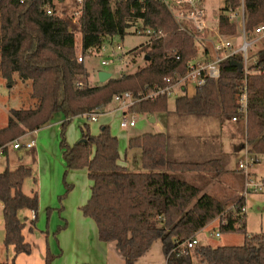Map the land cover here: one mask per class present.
<instances>
[{
    "label": "trees",
    "instance_id": "1",
    "mask_svg": "<svg viewBox=\"0 0 264 264\" xmlns=\"http://www.w3.org/2000/svg\"><path fill=\"white\" fill-rule=\"evenodd\" d=\"M225 3L218 17L222 35L237 33V21H232L229 13L242 7L247 32L264 25V0ZM48 9L52 14L47 13ZM77 21L83 61L86 54L102 49L106 39L123 38L137 24V29H162L168 34L132 50L134 55L146 54L144 67L93 85L84 62L78 60L75 31L54 0H0V75L9 84L17 82L16 75L27 82L35 100L29 108L10 109L7 124L0 128V148L7 152L10 141L48 124L60 113L64 116L60 146L65 174L88 169L91 193L81 209L96 223L99 239L116 244L125 264H134L157 240L162 242L167 264H193V256L206 264H264V235L250 234L246 214L240 213L245 197L239 196L234 208L228 209L225 202L183 177L184 172L218 175L225 169L220 158L177 156L170 132L144 133L128 142L130 148L141 150L144 171L130 172L119 162V140L109 125H102L99 133L92 134L89 125L84 124L81 132L86 141L68 143L65 129L73 118L85 112L101 113L115 95L126 91L145 96L165 87L172 81L164 78L185 75L188 62L197 53L192 38L178 30L168 7L160 0H84ZM254 56L257 61L249 67L248 75L234 64L241 58L232 56L222 61L219 78L207 79L192 95L177 96L174 109H169V97L159 94L134 103L127 113L236 118L244 134L239 148L248 147L256 157H264V49ZM243 93L247 95L245 107L241 103ZM31 176L32 169L24 164L0 172L4 244L13 246L15 256L32 252L23 233L26 218L19 216L22 210L32 211L29 229L36 227L38 192L23 191L25 179ZM216 219L220 233H241L244 243L199 245L184 255L176 254L174 249L180 243L195 237ZM54 258L47 244L45 264H52ZM14 259L0 264H15Z\"/></svg>",
    "mask_w": 264,
    "mask_h": 264
},
{
    "label": "rangeland",
    "instance_id": "2",
    "mask_svg": "<svg viewBox=\"0 0 264 264\" xmlns=\"http://www.w3.org/2000/svg\"><path fill=\"white\" fill-rule=\"evenodd\" d=\"M209 15L216 24L219 14L224 9L225 0H205ZM54 5L57 10L62 13V16L70 22L71 27L75 31L76 53L78 57L82 55V34L77 17L73 16V11L77 7V0H54ZM239 11V12H238ZM236 11L238 14L240 10ZM238 18H236L237 20ZM139 24L132 26L128 34L123 38L115 36L112 39H106L105 43L99 51H93L84 56V66L87 68L90 77V83L93 85L101 83L99 73L106 71L112 74V77H118L123 74H131L139 68L144 67L148 59L144 52L134 55L132 50L145 44L148 36L136 32ZM238 31L240 27L238 25ZM259 26H261L259 24ZM256 28V27H255ZM136 32V33H135ZM250 36V34H249ZM258 39L249 48V53L253 55L260 49H264V31L262 33H253L250 39ZM233 44L237 48L241 39L238 37L233 40ZM120 46L118 49L117 46ZM105 61L107 64H103ZM18 79L14 84H9L0 75V128L7 124L11 108H29L35 101L31 97V86L27 82H21ZM195 91V84L187 82V91L178 90V95H192ZM176 96L170 97L168 106L169 109H174ZM116 101H112L106 108L107 112L100 117L99 122H91L86 116H78L67 124L65 129V138L70 144L78 142L81 136L80 127L88 123L93 134L99 130V124L102 121H107L110 129L119 139V162L130 172H142V152L140 149H132L128 146L129 138L135 137L144 133H160L170 132L172 134L174 148L177 156L194 157L198 153L201 158H220L225 168H235L238 170V162L244 157V152L238 145L244 140L243 130L240 131L241 122L233 120H224L223 118H202L197 119L194 116L180 118L175 115H168L166 112H158L153 115L148 113H126V117L130 119L135 117V126L122 129L120 127L121 111L113 112L118 107ZM111 112V113H110ZM154 119V120H152ZM64 121V120H63ZM61 122L58 123V131L51 134L49 128H44L40 132V138H37L43 147L38 151L29 150L23 144L29 139H22L24 135L10 141L7 144L9 149L7 152L0 154V172L6 168L15 169L19 165L24 164L32 169V176L27 177L23 183V191L26 194H32V190H36L40 197V205L38 210V219L36 220L37 229L29 233L28 229L24 232L27 240L32 244L33 257L29 260L30 263L36 262L40 264V251H44L48 244L50 252L54 255L53 264H77L75 262L78 255L87 256L85 251L90 245V237L87 231V223L94 222L86 216L80 204L89 196V179L83 171L72 170L64 177V158L60 152L61 140ZM54 127V126H53ZM20 140L21 149H14L12 142ZM62 149V148H61ZM236 149V152H233ZM23 155L20 160L19 156ZM196 158V157H194ZM259 161L253 168L260 167V172L264 176V157L257 156ZM24 160V161H23ZM239 171V170H238ZM240 172V171H239ZM186 173V172H184ZM183 173V174H184ZM230 178L237 180L243 177L235 172L234 169L230 172ZM212 175V174H211ZM216 176V175H215ZM34 177L36 181H34ZM184 177V176H183ZM186 178V177H185ZM257 179V178H256ZM68 181L72 184L65 182ZM264 181V180H263ZM237 186V185H236ZM243 187V184H242ZM241 187V190L243 189ZM238 196V195H237ZM247 210V230L250 234L260 233L264 230V191H250L245 196ZM232 202V201H231ZM229 202V205L230 203ZM234 203V202H233ZM232 203V205H233ZM232 205L228 208L231 209ZM80 207V208H79ZM2 203L0 202V261H12L14 258L13 246L4 244V218L2 212ZM26 210L20 211L21 215ZM89 220V221H88ZM213 229V231H212ZM219 219L212 221L200 232L199 245H240L244 243V235L241 233H221L219 232ZM214 234H212V232ZM76 232L83 233L80 241L76 244L73 241V234ZM87 232V233H86ZM86 233V234H85ZM48 234V235H47ZM47 236V237H46ZM202 237L207 241L202 240ZM161 245V246H160ZM8 249V250H7ZM145 254V259L140 261V264H154L159 261V264H166L165 256L162 250V242L157 240ZM30 255V254H29ZM29 259L26 254H23L18 262ZM36 259V260H35ZM35 260V261H34ZM121 264H124L123 262ZM158 264V263H157ZM193 264H206L200 257L193 256Z\"/></svg>",
    "mask_w": 264,
    "mask_h": 264
},
{
    "label": "built area",
    "instance_id": "3",
    "mask_svg": "<svg viewBox=\"0 0 264 264\" xmlns=\"http://www.w3.org/2000/svg\"><path fill=\"white\" fill-rule=\"evenodd\" d=\"M169 9L174 21L177 24V28L180 32L185 33L192 38L194 48L196 49V55L190 59L187 64V73L185 75H179L178 77H165L164 80L169 82L165 87H160L157 90L151 92L148 95L134 96L130 91H126L122 94L115 95L113 101H116L122 109H128L134 103L140 101L143 98L153 97L156 95L166 94L169 98L178 95V90L183 92L187 91V82L195 84L196 87L203 86L206 80L209 78L217 79L220 76V65L222 61L229 57L237 56L242 59L243 71L246 75L250 73L249 67L252 63H256L257 59L253 58V55L249 53V48L258 41V39H250L253 33H262L264 31V25L257 26L252 31L247 32L245 27V13L244 8L240 9L241 13L237 12L229 13V18L232 21L238 20L240 31L234 35L225 36L219 32L218 21L215 24L209 15L206 7L205 0H160ZM77 7L73 11L74 17H79L84 0H77ZM239 12V11H238ZM47 13L52 14V10L48 9ZM236 18H238L236 20ZM136 28V32L139 34H145L148 36L147 42L151 39H160L165 37L168 33L164 30H154L148 28L146 30ZM250 34V36H249ZM241 39L240 45L236 48L233 44V40L237 38ZM120 49V46H117ZM176 59H180V55L176 56ZM79 61H83V56L78 57ZM103 64L107 62L103 61ZM247 95L242 94L241 103L242 107L246 105ZM99 112H85L83 116H86L90 121H94L98 118ZM236 120V118H233ZM135 117L132 116L128 119L123 116L120 120V126L122 128L135 126ZM15 149H20L22 144L20 140L12 142ZM36 144L35 140H29L23 145L27 148H32ZM4 148V147H3ZM3 148H0V154L3 152ZM244 157L238 162V170L244 175V184L241 191V196H246L250 191H264V181L256 179L253 168L259 161L255 155L249 152L248 147L242 149ZM231 208H234V204ZM241 215L245 213V206L241 207ZM34 218V217H33ZM221 233L216 232L219 236ZM198 244L195 237H191L188 240L180 243L174 250L178 256L186 254L188 251L193 250Z\"/></svg>",
    "mask_w": 264,
    "mask_h": 264
},
{
    "label": "crops",
    "instance_id": "4",
    "mask_svg": "<svg viewBox=\"0 0 264 264\" xmlns=\"http://www.w3.org/2000/svg\"><path fill=\"white\" fill-rule=\"evenodd\" d=\"M62 1V0H61ZM84 62V61H83ZM33 104L35 105V101H33ZM119 110L121 111V118L123 116H126L127 114V110L128 109H122L120 107V105H118V107L115 109V110H111L113 112H119ZM107 112H104L103 109H102V112L99 113L98 115V118L94 121H91V122H99V118L102 117L104 114H106ZM111 113V112H110ZM129 114V113H128ZM83 116V115H81ZM85 117V116H84ZM87 118V117H86ZM120 118V120H121ZM64 120V116L60 113L56 114L54 116V118L46 125L40 127L39 129L35 130V131H32V132H27L24 136H23V140L24 139H29V140H35L36 144L32 147V148H29V150H32V151H38L37 154H39V151L41 149L42 144L41 142L37 139V138H40V132L41 130H44V128H49L51 130V134H53V132H56L58 131V123H62ZM233 121H237V120H233ZM107 121H102L99 126V130L97 131V133L100 132L101 130V126L102 125H109V124H106ZM88 124V123H86ZM6 125V124H5ZM89 125V124H88ZM54 126V127H53ZM110 126V125H109ZM240 126V131L242 130V124L239 125ZM121 127V126H120ZM89 128H90V125H89ZM122 128V127H121ZM81 129V127H80ZM122 129H125V128H122ZM90 131L91 133L93 134L91 128H90ZM96 132L94 134H97ZM113 133V132H112ZM115 135V134H114ZM79 139H82V132H81V136ZM130 139V138H129ZM119 140V139H118ZM76 143V142H74ZM241 143V142H240ZM239 143V144H240ZM70 144V143H69ZM10 147V146H9ZM8 147V149H9ZM239 148V146L237 147V149ZM15 149V148H14ZM21 149V148H20ZM18 150V149H16ZM60 152L62 154V149L60 148ZM233 152L235 153L236 152V149H233ZM199 154L201 153H198L196 156V158L198 157H202V156H199ZM63 157V155H62ZM20 160L23 159V155H20L19 156ZM64 160V159H63ZM24 161V160H23ZM64 164H65V161H64ZM121 164V163H120ZM122 165V164H121ZM237 167L235 168H225L223 172L219 173L218 175H211L209 173H200V172H186V173H182L184 177H186V179L194 182L195 184H198L200 185L201 187L204 188V191L207 192V193H210L214 196H216L217 198H219L220 200H222L223 202H225L226 204L228 203V208L230 207V205H232V203L236 202V199L241 196V187H242V184H244V175L242 177L241 173L236 169ZM235 172H238L240 174V176L242 178L240 179H237V180H233L232 181V177L230 178V171L233 170ZM77 171H83L84 173L87 174L88 176V169L87 168H81V169H75ZM66 171V164H65V170ZM72 172V170H69ZM64 172V177L66 179V175L68 174V172ZM74 171V170H73ZM255 177L260 180V181H263L264 180V176L261 174L260 172V167H256L255 168ZM88 179H89V182H90V185H89V189H90V193H91V180L88 176ZM65 182H68V181H65ZM70 183V182H68ZM72 184V183H70ZM237 185V186H236ZM72 187H73V184H72ZM243 188V187H242ZM90 193H89V196L88 198L86 199V201L82 202L80 204V207L83 206L89 199L90 197ZM238 195V196H237ZM232 201V202H231ZM229 202L230 205H229ZM233 203V204H234ZM39 205H40V197H39ZM245 206H246V200H245ZM79 207V208H80ZM82 208V207H81ZM39 210V209H38ZM247 210L245 211V214H246V224H247ZM19 216L21 218H26V227L24 228L23 230V233H24V237L27 240V236L25 235L26 233L24 232L26 229H28L29 233H32L31 230L29 229L30 228V225H31V222L33 220V217H34V213H32V211H29V210H26L24 212L23 215H21V213H19ZM35 216H36V220L38 219V212L35 213ZM93 220V219H92ZM89 221V220H88ZM94 222V220H93ZM95 225H93L92 223H87L86 225V229L89 233V235H87L86 238L90 237V245L89 247L85 250L87 252V256H84V255H78L75 262L77 261V264H121L122 262L125 264V261H124V257L122 256V254L120 253L119 249L117 248L116 244L114 242H104V241H101L99 239V236H98V229H97V225L96 223L94 222ZM206 226L203 228L205 229ZM35 230L37 229V227L34 228ZM33 229V230H34ZM202 229V230H203ZM201 230V231H202ZM199 231L197 234H196V239L198 241V244L197 246H199V243H200V232ZM213 231V229H212ZM211 231V232H212ZM87 233V232H86ZM85 233V234H86ZM83 233H79V232H76L75 234H73V241L78 244L79 241H80V237ZM212 234H214L212 232ZM216 234V233H215ZM254 234V233H252ZM256 234H262L264 235V230L261 231L260 233H256ZM48 235V234H47ZM47 237V236H46ZM202 240H205L207 241L205 238L202 237ZM29 242V241H28ZM156 242V241H155ZM154 242V243H155ZM30 243V242H29ZM153 243V244H154ZM31 244V243H30ZM32 246V244H31ZM161 246V245H160ZM152 247V246H151ZM151 249V248H150ZM149 249V250H150ZM8 250V249H7ZM147 251V252H150V251ZM32 251H33V247H32ZM46 251V249L44 250ZM147 252L145 254H147ZM33 254V252H32ZM30 254V255H27L26 256L29 258V259H26L27 262L25 261H22L23 264H33V263H30L29 260L33 257V255ZM143 255L141 256L134 264H140V261L141 260H144L145 259V256L146 255ZM164 254V253H163ZM15 255V253H14ZM23 254H18L17 256H14L15 259H14V262L15 264H20L18 262L19 258L22 256ZM40 256H41V262L40 264H45V255H44V252L40 251ZM165 256V255H164ZM36 260V259H35ZM34 260V261H35ZM165 260H166V264H167V258L165 256ZM8 261V259H7ZM1 262V261H0ZM3 262V261H2ZM159 264V261L158 262H155L154 264ZM34 264H36V262H34ZM53 264V263H52Z\"/></svg>",
    "mask_w": 264,
    "mask_h": 264
},
{
    "label": "water",
    "instance_id": "5",
    "mask_svg": "<svg viewBox=\"0 0 264 264\" xmlns=\"http://www.w3.org/2000/svg\"><path fill=\"white\" fill-rule=\"evenodd\" d=\"M234 64L239 68L240 71L243 70V64L241 62L238 61V62H235ZM111 77H112V74L109 72L102 71L99 73V78H100L101 83L108 81V79H110ZM82 140L86 141L85 139H82Z\"/></svg>",
    "mask_w": 264,
    "mask_h": 264
}]
</instances>
